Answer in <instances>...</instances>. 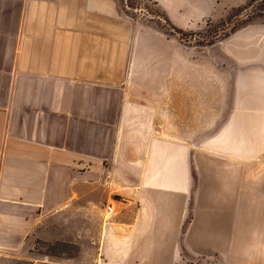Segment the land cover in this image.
I'll list each match as a JSON object with an SVG mask.
<instances>
[{
  "label": "crops",
  "instance_id": "0c3cea01",
  "mask_svg": "<svg viewBox=\"0 0 264 264\" xmlns=\"http://www.w3.org/2000/svg\"><path fill=\"white\" fill-rule=\"evenodd\" d=\"M155 1L178 28L244 3ZM122 8L0 0V264H264V176L245 113L222 114L232 64ZM251 41L221 52L240 90Z\"/></svg>",
  "mask_w": 264,
  "mask_h": 264
},
{
  "label": "rangeland",
  "instance_id": "374dc122",
  "mask_svg": "<svg viewBox=\"0 0 264 264\" xmlns=\"http://www.w3.org/2000/svg\"><path fill=\"white\" fill-rule=\"evenodd\" d=\"M123 7L124 14L135 20L141 21L145 25H151L169 35L176 44H182L191 51V56L209 57L216 50L217 65L228 63L231 65L229 81L231 86L221 93L227 97L230 103L225 104L222 111L233 117L238 112L245 113L246 126L244 136V164H258L260 177L264 176V0H244L240 6L229 9L220 18H203L191 24V27L180 28L183 34L180 38L165 23V13L162 8L154 3L155 0H117ZM173 23V22H172ZM174 24V23H173ZM243 32H249L252 41L249 50V78L248 87L240 90L237 78L241 76L242 66L237 58L222 56L224 47L231 44L234 39L240 37ZM213 52H212V51ZM193 53H199L194 55ZM202 60H205L202 57ZM193 71L190 69L185 73V77H191ZM194 78L199 79V85H203V79L196 73ZM207 89H214L212 85L205 86ZM220 92L216 91V95ZM241 99L244 101L240 106L235 103ZM223 117V118H224ZM249 172V168H244ZM248 181V180H246ZM186 264H214L213 262L188 261Z\"/></svg>",
  "mask_w": 264,
  "mask_h": 264
},
{
  "label": "trees",
  "instance_id": "16d2710c",
  "mask_svg": "<svg viewBox=\"0 0 264 264\" xmlns=\"http://www.w3.org/2000/svg\"><path fill=\"white\" fill-rule=\"evenodd\" d=\"M155 4H157L156 1H154ZM158 5V4H157ZM262 10L264 11V7L262 8ZM165 23L168 25V27L174 32L176 33L180 38H182L180 35L183 34V31L176 27L171 20L165 15Z\"/></svg>",
  "mask_w": 264,
  "mask_h": 264
},
{
  "label": "built area",
  "instance_id": "2783aa9c",
  "mask_svg": "<svg viewBox=\"0 0 264 264\" xmlns=\"http://www.w3.org/2000/svg\"><path fill=\"white\" fill-rule=\"evenodd\" d=\"M106 208H107L108 213H111L113 211V205L112 204H108L106 206Z\"/></svg>",
  "mask_w": 264,
  "mask_h": 264
}]
</instances>
